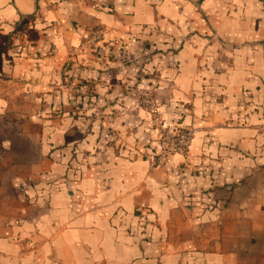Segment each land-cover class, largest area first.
<instances>
[{"label": "crops", "instance_id": "1", "mask_svg": "<svg viewBox=\"0 0 264 264\" xmlns=\"http://www.w3.org/2000/svg\"><path fill=\"white\" fill-rule=\"evenodd\" d=\"M95 29L103 65L78 51ZM133 85L195 129L185 155L145 161ZM0 264H264V0H0Z\"/></svg>", "mask_w": 264, "mask_h": 264}, {"label": "rangeland", "instance_id": "2", "mask_svg": "<svg viewBox=\"0 0 264 264\" xmlns=\"http://www.w3.org/2000/svg\"><path fill=\"white\" fill-rule=\"evenodd\" d=\"M100 34H89L86 36L83 40L80 46L78 47V51L80 50V54H87L88 57H92V60H95L99 64L103 65L105 64L106 60H112L113 54L111 53V50L115 47V43H103L99 40ZM110 48V49H109ZM117 49H120L118 47ZM142 62H146L147 59L142 57ZM73 60H69L68 65L65 66L66 71H64L63 74V80L62 85L64 87V91L68 93L69 99L73 102L72 103V109L74 111L79 112L81 115H94L95 113L98 115V118L101 117L103 119L106 117L107 121V129L108 134L110 136V140L113 141L114 135H113V128L112 125H110L111 120L113 119L112 113H104L102 114L99 110L100 107L96 105L95 101V92L93 91L92 87V81L88 80L87 78H84L81 75H75V73L70 72L71 71V63ZM125 61V60H124ZM122 63V61H121ZM107 65V64H106ZM124 95L131 99L134 103V107L137 110H142L147 115H149L150 120L152 122V127L157 132V125L161 123L159 115H158V105L155 100V94L152 89H150L147 86H128L123 88ZM156 113V115H155ZM164 126V125H163ZM165 127V126H164ZM167 128V127H166ZM191 128V127H190ZM193 129V128H192ZM170 130V129H169ZM174 131V130H172ZM195 132V129H193ZM157 138H158V132H157ZM159 153V144L157 140V151L154 154H145L143 157L145 161L149 163V166L151 168L161 166L165 162H158L157 156ZM153 158V161L151 160ZM166 161V160H165Z\"/></svg>", "mask_w": 264, "mask_h": 264}, {"label": "built area", "instance_id": "3", "mask_svg": "<svg viewBox=\"0 0 264 264\" xmlns=\"http://www.w3.org/2000/svg\"><path fill=\"white\" fill-rule=\"evenodd\" d=\"M90 34H100L99 29L91 31ZM156 115V113H155ZM158 132V144H159V153L157 156L158 162H165L167 157L171 154L185 155L192 138L194 136V131L192 128H180L177 130H169L163 125H157ZM153 161V158H151Z\"/></svg>", "mask_w": 264, "mask_h": 264}]
</instances>
